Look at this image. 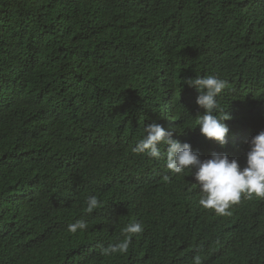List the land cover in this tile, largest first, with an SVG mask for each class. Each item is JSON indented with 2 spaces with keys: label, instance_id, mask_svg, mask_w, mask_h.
Masks as SVG:
<instances>
[{
  "label": "trees",
  "instance_id": "trees-1",
  "mask_svg": "<svg viewBox=\"0 0 264 264\" xmlns=\"http://www.w3.org/2000/svg\"><path fill=\"white\" fill-rule=\"evenodd\" d=\"M208 75L227 81L225 146L201 134L205 109L185 82ZM152 122L202 159L246 165L247 141L264 130V0H0V264H194L198 253L202 264H264V199L242 198L230 215L201 209L194 173L167 169V146L159 160L132 151ZM65 138L74 182L101 201L72 217L88 222L75 234L48 217L60 189L43 173ZM89 141L102 144L100 161L82 157ZM132 168L147 204L115 188ZM113 209L145 233L106 256Z\"/></svg>",
  "mask_w": 264,
  "mask_h": 264
},
{
  "label": "clouds",
  "instance_id": "clouds-1",
  "mask_svg": "<svg viewBox=\"0 0 264 264\" xmlns=\"http://www.w3.org/2000/svg\"><path fill=\"white\" fill-rule=\"evenodd\" d=\"M185 82L188 86L198 90L199 95L196 102L205 109L202 115H197L196 120L201 134L225 146L228 143L230 132L229 125L225 121L232 119V116L220 107L217 97L227 87V81L214 75H208L188 78ZM117 106H114L115 109L119 108L122 112V107L119 104ZM34 112L36 108L30 111L32 114ZM144 132L146 135L137 141L132 151L159 160L163 155L161 146H167V169L174 174L194 173L196 183L202 193L198 201L202 206L201 209L214 210L217 215H230V210L239 204L242 198L264 199V130L247 141L250 150L247 152V162L244 167H241L237 159H230L227 153L213 152L210 158L202 159L189 142L175 139L173 134L159 123L147 124ZM101 147L102 144L99 142H87L82 157L86 162L100 161L95 155ZM24 149L25 147H22V150ZM31 154L24 153L21 157L36 165L38 159L33 156L35 154ZM77 168L80 167L73 147L65 138L54 155L53 163L45 164L43 170L48 181L55 184V188L60 189L58 198L55 199L54 194H51L49 200L51 207L57 211L48 217L55 225L68 227V231L73 234L86 230L88 222L77 220L73 223L72 217L86 204L89 213L101 206V201L96 195H92L87 184L74 182L72 173ZM140 173L141 170L137 168L121 171L116 176L115 188H118L121 197L130 201L139 199L147 204L151 200V190L147 189V185H143L138 191L135 185L136 182L141 184L144 180L147 181L146 178L141 177ZM108 223L116 244L101 248L102 254L106 256L127 253L131 242L137 240L143 232V226L137 217L123 213H120L119 217L114 209ZM144 233L145 231L143 235ZM193 255L195 256L194 264H202L199 253Z\"/></svg>",
  "mask_w": 264,
  "mask_h": 264
}]
</instances>
